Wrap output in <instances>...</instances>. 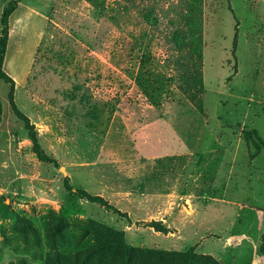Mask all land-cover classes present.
Masks as SVG:
<instances>
[{
	"label": "rangeland",
	"instance_id": "obj_1",
	"mask_svg": "<svg viewBox=\"0 0 264 264\" xmlns=\"http://www.w3.org/2000/svg\"><path fill=\"white\" fill-rule=\"evenodd\" d=\"M50 1L24 0L41 10ZM78 1L54 4L36 52L44 20L32 15L23 19L7 49L3 70L16 81L14 102L58 166L38 160L23 122L10 107L9 85L0 79V264H44L53 255V245L61 253L83 249L93 243L83 235L89 220L121 231L132 247L176 252L192 248L221 264H264L259 252L264 212L257 209L264 208V150L251 157L254 148L243 145L233 162L230 153L202 160L213 155L216 137L233 141L240 130L245 143L241 130L253 128L264 139V4L152 0L141 7L131 0H84L82 8ZM145 7L157 16L134 19L132 12L143 13ZM19 12L26 14L23 8ZM80 13L104 15L98 21L105 28L90 32ZM110 24L119 28L118 36L113 37ZM81 29H87L85 39L94 35V42L104 43L105 53L100 54L105 60L81 46ZM63 109L71 110V119L62 115ZM241 124L245 127L239 129ZM188 155L194 161L184 173ZM136 156L144 159L152 188H160L165 179L178 188L185 182L189 186L188 174L215 168L217 197L235 204L218 202L211 216L215 204H207L206 211L199 206L194 217L168 228L170 240L162 239L152 226L158 221L132 220L125 211L131 196L115 193L119 185L128 190L131 178L139 174L138 165L115 161ZM171 167L173 173L151 175ZM64 177L73 188L100 193L119 213L68 197ZM225 181L227 187L219 189ZM165 203L174 222L178 209L181 218L191 214L182 208L189 207L185 198L174 196ZM183 239L186 243L179 242ZM111 255L107 260L112 263L120 260Z\"/></svg>",
	"mask_w": 264,
	"mask_h": 264
},
{
	"label": "crops",
	"instance_id": "obj_2",
	"mask_svg": "<svg viewBox=\"0 0 264 264\" xmlns=\"http://www.w3.org/2000/svg\"><path fill=\"white\" fill-rule=\"evenodd\" d=\"M122 1V0H120ZM134 1V3H138V5H140L141 7L144 5L146 6L147 3H153L152 0H131ZM9 0H0V13L2 12V10L5 8V6L8 4ZM56 3V0H51L49 5H46V7L41 10L39 8H37L36 6H33L32 4H27L24 2V0H20L16 6V8L14 9V11L11 13V15L9 16L8 19V26H9V34H8V43H7V47H6V52H5V57H4V62H3V66L4 63L7 59V49L8 46L10 44V41L12 39V36L19 30L21 29V27L23 26V19H30L31 17H35L37 16V20L41 21L44 20L43 26L42 28L39 30L38 32V43L36 45V49L35 52L37 50V48L39 47L40 42L43 39V36L46 32V28L48 26V21H51L52 18V9L54 7V4ZM79 4H81L82 8L86 7V3L84 0H79L78 1ZM133 3V4H134ZM260 3L264 4V0H260ZM147 7V6H146ZM145 7V10L142 12H137V11H133L132 15L134 16V19H138L139 18H144V19H151L153 20L156 16L157 13H155V11H151L148 12L147 8ZM23 8L26 12V14L19 12V9ZM70 12L73 13V11L71 10ZM71 13V14H72ZM80 15V19L81 21L83 19L89 21L87 23L88 25V29L90 32H94V31H98V30H103L105 28L106 25H104V23H99L98 20H104V15H101L100 13H90L89 15H84L82 13L78 14ZM144 15V16H143ZM76 17H78L77 15H74ZM168 16H170V14H168ZM131 14H129V18H131ZM133 18V17H132ZM160 19H165L167 20V18L162 17L161 15L159 16ZM34 19V18H32ZM83 25V24H82ZM108 26H112L113 28V32H114V36H118L120 34L119 28H115L117 27L116 25L110 24ZM151 26V25H150ZM153 26V24H152ZM0 30H1V25H0ZM87 29H81V34L83 36V33L85 34ZM114 30H118V33L116 34ZM260 30L264 31V11L260 12ZM86 36V35H85ZM73 37V36H72ZM82 42H80L81 46L86 49L87 51H89L92 54L97 55L98 57H100L102 60H105L104 55H102L103 53H105V48H104V43L102 42H94V35H92L90 38H86L83 36ZM262 39V38H261ZM34 52V54H35ZM100 52L102 54H100ZM34 58V55H33ZM32 58V60H33ZM32 64V63H31ZM30 70V69H29ZM26 73V78L28 76V72ZM26 78H25V82H26ZM14 80V78H13ZM15 84L16 81L14 80ZM228 96L232 95L233 96V92H228L227 93ZM221 99L220 97H216V99ZM244 98V97H242ZM217 103L219 104V102L217 101ZM65 114L63 113L62 115L67 116L71 119L72 117V113L71 110H69L68 112H66V109H63ZM260 116L264 115V89L261 88L260 89ZM164 112V116L168 115V110H164L162 111ZM214 119L216 121L219 120V118H217L216 115H214ZM40 119V121H42V119L40 117H38ZM260 121H263V118L260 119ZM71 124V121H70ZM242 126V127H241ZM243 127H245L243 124L240 125L239 129H242ZM232 131V130H231ZM240 135V130L236 135V138L233 141H227L226 143H223L222 141H220L219 137L215 138V144H216V149L214 150V152H212L213 155L208 156L206 158H203L202 160H209V159H217L218 156H223L227 153L231 154V160L233 162V160L236 157V154L238 152V150L240 149V147H242L243 145L246 146V144L241 140V138L239 137ZM264 140V139H263ZM247 150V149H246ZM262 151V150H261ZM260 151V152H261ZM248 153V150H247ZM178 158H180L181 156H176ZM187 159L183 158V164L184 167H181L182 171L184 172L186 170V164H189L191 162L194 161V156L192 155H188L186 156ZM249 158V157H248ZM253 159V158H252ZM210 161V160H209ZM115 163H130V164H136L139 167L135 168L137 176L135 177L136 179L133 181V178H131V183L129 184L128 190L126 189V191H123V189H125V187H122L119 185L120 190L116 191L115 193H119L124 195H128L131 196V198L129 197V210H125L128 211L129 215L131 216L132 220H153V221H158L161 222L162 225H164L166 228H171V227H179L181 225V221H184V223L189 220L191 217L195 216V213L198 211V209H201L203 207L204 211H206V205L209 204L211 205V203L215 204L212 208L209 209V215H213L215 214V206L216 204L219 203H223L226 205L229 204H235L234 201H231L229 199H225L224 197L220 196L217 197V193H218V187H217V180H216V170L215 168L209 171H207L206 173L204 172H199L197 173V175H194V173L188 174L189 177L192 179L191 185H187V183L185 182V186L178 188V186L176 185V183H172V184H167V180L165 179V184L161 185L160 188H156V187H149L147 185V179L145 177V172L144 170L145 165H144V159L141 158V156H136L131 158L130 160H126L124 158L115 161ZM142 164L144 165L142 167ZM174 172V168L171 167L169 169H167L166 171H164L163 169L160 172H157L159 174H155V173H151L153 178H156L158 175L163 176L164 174H169V173H173ZM185 173V172H184ZM187 175V176H188ZM114 181V180H113ZM115 182V181H114ZM228 183L227 181L224 182V184H221L219 186V189L225 188L227 187ZM260 189L264 188V166L262 167V170L260 172ZM118 187V184L117 186ZM96 195H100V193H96ZM174 196L180 197L181 198H185L186 200L189 201L188 206H185L184 204L182 205V208H184L186 211H190V215H185L184 217L181 218V211L182 209H178V214L176 215L175 218V222L173 219V215H172V211H170V207L169 205H166L165 202H168L171 198H173ZM133 197V198H132ZM135 197V198H134ZM190 197H192V200H190ZM128 200V201H129ZM203 204V205H202ZM237 205H240L239 203H237ZM201 206V208L199 207ZM261 211L264 212V208H257ZM140 213L139 214H135V213ZM144 215V216H142ZM156 233H161V238L165 239V240H170L172 237H170V231H168L167 233H162L159 231H156ZM260 234V238H261ZM137 241V240H136ZM181 241V242H180ZM180 243H186V241L183 240H179ZM189 247V246H188Z\"/></svg>",
	"mask_w": 264,
	"mask_h": 264
},
{
	"label": "trees",
	"instance_id": "obj_3",
	"mask_svg": "<svg viewBox=\"0 0 264 264\" xmlns=\"http://www.w3.org/2000/svg\"><path fill=\"white\" fill-rule=\"evenodd\" d=\"M20 0H9L8 4L0 13V79L9 85L8 101L14 116L23 122L27 138L31 142L32 149L40 162L52 163L56 167L57 161L46 155L39 144L38 131L30 119L25 116L14 102V80L3 70V62L8 43L9 26L8 19L16 8ZM58 0H56V3ZM55 3V4H56ZM233 44L235 46V37ZM1 115V105H0ZM241 137L248 147H253L255 152L250 153L254 157L261 150H264V140L253 129H242ZM64 189L68 197L88 201L93 204L101 205L107 209L119 213L107 200L102 196L90 194L82 188H73L67 177L63 179ZM155 231L167 233L168 228L160 222H153ZM84 236L92 239L93 243L88 244L85 248L72 250L68 253H61L53 245V255L49 256L44 264H221L209 255L194 253L192 248L187 251H170L160 249H147L132 247L127 245L123 240V233L103 224L94 223L92 220L87 221ZM111 249V250H110ZM259 252L264 255V232L261 235L259 243ZM112 253L120 257L119 261L113 263L108 259L113 258ZM95 257V258H94ZM96 259V261L94 260Z\"/></svg>",
	"mask_w": 264,
	"mask_h": 264
}]
</instances>
